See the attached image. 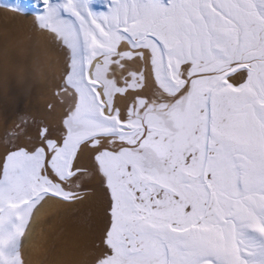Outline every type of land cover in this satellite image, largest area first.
<instances>
[{
  "label": "snow or ice",
  "instance_id": "obj_1",
  "mask_svg": "<svg viewBox=\"0 0 264 264\" xmlns=\"http://www.w3.org/2000/svg\"><path fill=\"white\" fill-rule=\"evenodd\" d=\"M0 104V264H264V0H0Z\"/></svg>",
  "mask_w": 264,
  "mask_h": 264
},
{
  "label": "rangeland",
  "instance_id": "obj_2",
  "mask_svg": "<svg viewBox=\"0 0 264 264\" xmlns=\"http://www.w3.org/2000/svg\"><path fill=\"white\" fill-rule=\"evenodd\" d=\"M14 22L18 23V21H14ZM12 27L19 28L17 26H12ZM16 86H17L16 91L9 100V110L11 109L10 111H15L17 108H22L25 106L26 102L30 98L31 91L33 92V88L35 89L37 87V82L31 78L18 79L16 82ZM26 89H27V93H22ZM20 91L22 92L19 93ZM0 107H2V104H0Z\"/></svg>",
  "mask_w": 264,
  "mask_h": 264
},
{
  "label": "bare ground",
  "instance_id": "obj_3",
  "mask_svg": "<svg viewBox=\"0 0 264 264\" xmlns=\"http://www.w3.org/2000/svg\"><path fill=\"white\" fill-rule=\"evenodd\" d=\"M16 24V25H15ZM10 26L12 27V26H17V27H19V29H25L26 27H27V25H26V23L25 22H21V21H18V23H15L14 21H13V23L11 22L10 23ZM16 88H17V86H16ZM32 89V88H31ZM33 90H34V88H33ZM22 91H20L19 93H21ZM28 92H30V91H28ZM22 93H27V89L26 90H24ZM32 91H31V95H30V97L32 96ZM29 100V99H28ZM11 110V109H10Z\"/></svg>",
  "mask_w": 264,
  "mask_h": 264
}]
</instances>
